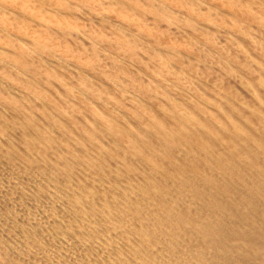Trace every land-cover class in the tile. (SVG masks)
Segmentation results:
<instances>
[{
    "label": "bare ground",
    "instance_id": "1",
    "mask_svg": "<svg viewBox=\"0 0 264 264\" xmlns=\"http://www.w3.org/2000/svg\"><path fill=\"white\" fill-rule=\"evenodd\" d=\"M0 264H264V0H0Z\"/></svg>",
    "mask_w": 264,
    "mask_h": 264
}]
</instances>
